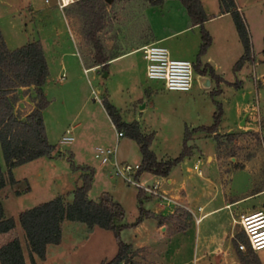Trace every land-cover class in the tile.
Masks as SVG:
<instances>
[{
  "label": "rangeland",
  "instance_id": "rangeland-1",
  "mask_svg": "<svg viewBox=\"0 0 264 264\" xmlns=\"http://www.w3.org/2000/svg\"><path fill=\"white\" fill-rule=\"evenodd\" d=\"M241 1L244 3L245 0ZM247 2L251 6L246 11V16L264 8V4H253L258 0ZM98 6L101 8L99 16L102 28L96 36L104 54L123 53L129 47L137 45L139 40H147L150 28L152 30L153 27L157 28L160 32L166 31V27L151 15L157 13L159 16V5L151 6L147 0H99ZM183 14L185 16V13ZM164 18L166 21H174L173 25H177L175 18L180 17L170 14ZM90 21L91 18L80 1L59 10L55 7V0H0V31L5 47L13 50L40 39L47 66L43 95L48 105L43 110L42 119L46 140L53 146L52 152L48 156H40L13 167L12 181L8 178L0 152V168L5 178V185L0 188V202L3 216L12 217L15 222L14 227L7 231L6 235L19 237L26 260L27 244L17 221V213L55 196H59L64 203L69 202L71 191L80 184V171L74 168L75 164L87 163L97 169L87 191L88 198L96 199L100 192H107L123 208V222L131 223L138 215L139 203L136 196L138 187L123 182L114 174L113 167L108 163L102 164L106 170H99L98 160L93 157L91 151L93 146L113 147L114 144V130L102 115L101 103H98L97 99L101 102L105 98L114 108H120V116L125 119L127 115L132 119L135 115L133 110L137 112L138 106L145 100L147 105L150 102L156 105L158 110H147L142 115L140 131L153 135L149 149L159 160L165 161L178 156L182 150L184 131L189 132L190 136L185 141L186 147L189 148L188 154L172 166L173 183L166 186L164 181H161V187L184 205L182 197L186 190L180 183L188 184V192L192 194L193 211L196 204L201 203L207 195L201 191V183L197 182L201 179V174L197 171L203 170L204 174L214 173L217 179L213 182L212 188L209 186V192L210 189L219 191L221 203L224 196L233 199L240 195H249L250 190L264 187V78H261L264 76V62H260L264 60V53L255 55V61L259 66L253 70L254 74H250L249 67L243 71L242 88L237 92H233L232 87L229 88L225 83L231 81L230 79L224 77L225 81H217L216 77L210 75L208 67H202L197 68L196 72L205 69L211 79V87L208 90L199 87L200 78L196 77L197 74L192 69L190 91L171 93L160 89L161 82L145 78L141 52L133 53L109 66L108 77L101 76L104 70L101 65L97 66L95 72L86 69L87 65L94 63L93 50L85 39L90 30ZM184 39L185 35H178L163 41L160 45L167 47L171 58L187 60L194 64L196 60L189 52L192 51L191 42ZM214 44L213 53L216 56L223 46L222 40H217ZM229 46L231 49L234 48L231 43ZM223 71L229 78L228 70L223 68ZM253 76L257 77V81H253ZM13 96H15L13 113L22 121L33 109V89L17 88ZM126 109L127 111L123 112ZM237 109L242 110V113L235 117ZM218 110L220 114L216 129L222 132L215 130L214 136L205 132L192 133V130L199 127L211 126ZM243 115L244 121H241ZM256 116L259 118V127L252 120ZM245 121L248 123L247 129L244 128ZM74 125L77 127H73ZM66 129L70 130L73 141L70 144H58L57 140ZM226 130L232 131L227 133ZM207 155L215 156L217 165L211 163L212 158H207ZM138 157V148L134 140L123 137L117 141V161L136 163ZM229 158L239 161L237 163L252 160L250 166L254 172H250L251 183L249 173L245 170L233 173L230 171L227 178L225 173L231 166ZM196 159H199L197 169L192 168ZM218 169L221 175L217 174ZM153 180L154 178L146 176L138 182L151 184ZM148 200L153 202L152 211L143 215L140 231H135L133 235L134 226H131L119 233L120 239L125 243L133 236L140 237L138 247L128 243L131 246L129 252L131 260L127 264H183L185 255L177 247L182 245L184 249L188 244V238L186 239L184 235L192 236L196 217L187 206L185 208L161 204L154 196H148L144 192L141 195L143 209L149 206ZM220 202L217 199L215 204ZM251 204L253 206L236 214L234 219H232L234 207L221 208L201 224L202 229H207L209 233H218L222 238L224 234H228L231 221L233 228L229 242L230 250L239 252L234 258L236 264H253L255 259L264 264V248L258 250L256 256L237 222L240 214L249 215L257 211L264 213V193L242 199L241 205ZM155 207L161 210H156V213ZM158 225L164 226L163 231L159 228L152 230V226ZM187 226L188 230L184 231ZM173 234L175 236L171 237ZM149 235L165 238L150 243ZM62 236L64 240L59 247L61 250L57 258L50 255L54 260L45 264H100L104 260H109L117 249L111 231L97 226L87 229L83 223L77 221L66 220ZM238 243L244 246L243 249L237 247Z\"/></svg>",
  "mask_w": 264,
  "mask_h": 264
},
{
  "label": "trees",
  "instance_id": "trees-1",
  "mask_svg": "<svg viewBox=\"0 0 264 264\" xmlns=\"http://www.w3.org/2000/svg\"><path fill=\"white\" fill-rule=\"evenodd\" d=\"M147 1L151 6L160 5L162 2V0ZM178 2L187 15L190 27H197L199 31V57L210 42L208 34L203 29V23L207 20V16L199 0H178ZM80 3L91 18L90 30L85 39L93 50L94 65L104 67L107 60L104 58L102 46L96 36L102 28L99 0H80ZM219 4L220 11L229 13L232 18L243 49L242 57L233 66V70L237 71L249 57L247 32L241 17L235 11L232 0H219ZM46 76L47 66L38 41H31L16 49L8 50L0 33V152L10 181L13 180L11 175L13 167L40 156H48L53 150V146L46 140L41 116V112L48 105L42 91ZM29 87H32L34 92V105L33 109L21 121L13 113V103L15 102L13 95L17 88ZM101 106L114 129L122 132L126 138L135 141L140 153L137 174L146 171L165 177L171 167L188 154L189 148L186 147L185 141L190 134L185 130L182 150L178 156L165 161L156 160L154 153L149 149L151 135L142 134L136 122H122L117 110L105 98L102 99ZM219 114L218 110L211 126L208 128L199 127L192 130V133H214ZM81 170L83 172L79 175L80 184L71 191L69 202L64 203L59 196H55L18 212L17 221L27 244L29 264H35L34 256L39 259L44 258L47 244H57L60 241V224L64 220L81 222L87 229L97 226L111 231L117 249L109 260H104L100 264H127L130 262L131 246L120 239L119 233L126 227L135 226L141 221L144 214H148L141 205L142 190L138 188L136 192L139 203L138 215L133 222L126 223L123 222V208L107 192H100L96 199L88 198L87 191L91 184L92 170L88 166L81 167ZM4 185L5 178L0 168V188ZM13 227V218L3 216L0 202V233L7 232ZM0 264H25L20 242L16 236L0 244Z\"/></svg>",
  "mask_w": 264,
  "mask_h": 264
},
{
  "label": "crops",
  "instance_id": "crops-1",
  "mask_svg": "<svg viewBox=\"0 0 264 264\" xmlns=\"http://www.w3.org/2000/svg\"><path fill=\"white\" fill-rule=\"evenodd\" d=\"M202 6V9L205 13V15L207 16V20L203 23V29L206 31V33L208 34L209 38H210V42L208 47L206 48V50L204 51V53L198 57V51H199V46H200V35H199V31L197 29V27H190V23L189 20L187 18V15L184 11V9L182 8V6L180 5V3L178 2V0H164L160 5H159V16L158 14H154L151 13V15L153 16L154 19L159 20V23L163 24L166 28V31H162L160 32L159 30H157V28L153 27V30L150 28V32L148 30L149 33V38L146 39H142L138 41V44L135 46H131L128 49H126L123 53H118V54H114V55H107L103 53V48H102V53L104 55V58L107 60L105 62V66L103 67V72L101 73L102 77H108L110 75L108 69L109 66H111L113 63L119 62L122 59H126L128 56L132 55L133 53H139L140 54V48H142L143 46L146 45H150V44H156L159 46L160 43H162L163 41H166L170 38L173 37H177L178 35H185V41H190L191 42V46H192V51H189L190 54H192L193 58H195V63L192 64L193 66V70L194 72H196L197 68H206L208 67L211 71L210 75L212 77H216L215 79L217 81H225L223 78L225 77L226 79H230L231 81H225V83H227V85L229 86V88H231V90L233 92H237L238 90H241L242 88V73L244 70H246L248 67L250 68V74H254L253 70H255L259 65L257 64V62L255 61V55H259L264 53L263 50V37H264V8H262L260 11H256L255 13L252 14H247V16L245 15L246 11H248L249 9V3L247 2V0L244 1V3H242L241 0H232L234 6H235V11L239 14V16L241 17V20L245 26L246 32H247V37H248V42H249V57L246 61H244L241 65V67L239 68V70L234 71L233 70V66L234 64L242 57L243 55V50H242V46L240 44L238 35L236 33V30L234 28V25L232 23L231 17L229 15V13H222L220 11V4H219V0H199ZM253 4H264V0H258V2H254ZM68 7V6H67ZM65 9V8H64ZM166 13V14H165ZM185 13V16H183ZM176 15L177 17L180 18H175L177 19V25H173L172 20H167L166 21V16L169 15ZM178 20L180 22H178ZM63 22L64 19H63ZM53 30V29H52ZM1 33V31H0ZM2 36V34H1ZM3 39V38H2ZM217 40H222V48L220 49V52L217 53V55H214V48H215V44ZM4 41V40H3ZM39 44L41 45V47L43 46L39 40ZM5 43V42H4ZM230 43L232 44V46L234 45V48L231 49L230 48ZM238 43V44H236ZM228 46V48H227ZM164 47L167 51L169 56L171 55L170 51L167 49V47ZM43 49V47H42ZM141 57V54H140ZM142 59V58H141ZM143 61V60H142ZM144 62V61H143ZM260 62H264V60L260 61ZM97 66L98 65H87L85 68L90 70V71H96L97 70ZM102 67V65H101ZM223 68L227 69L228 72L230 73L229 78L226 77V73L225 71H223ZM85 69H83L84 71ZM144 76H145V63H144ZM105 72V76H103V73ZM196 77L198 76V78H200V88H204L203 90H208L211 87V79L208 77V75L205 72V69L203 71H199L198 73L196 72ZM220 75V77H219ZM263 75V74H261ZM223 76V77H221ZM47 78V76H46ZM45 78V81H46ZM261 78H264V76H261ZM253 81H257V77L253 76L252 77ZM45 84V82H44ZM235 84H237V86H235ZM44 86V85H43ZM162 88L163 91H166L162 84L160 83V89ZM191 89V87H190ZM42 91H43V87H42ZM190 91V90H189ZM187 91V92H189ZM153 91H151L152 93ZM168 92V91H166ZM184 92V93H187ZM151 93L149 96H151ZM173 93V92H171ZM175 93H180V92H175ZM187 97V96H186ZM145 100L144 102H142V104H140V102L138 104H140L138 106L137 112L134 109L133 112L135 111V115L132 117H128L125 119V117L123 118L120 113V108L116 109L119 117L121 119L122 122L124 123H131V122H136L138 124L139 130H141V125L142 124V115L146 113L147 110L150 111H155L158 110V107L156 105H154L152 102H150L148 105L146 104ZM102 115L106 118L107 122L109 123L110 127L114 130V132L116 131L114 129V127L112 126V124L110 123L108 117L106 116L102 106H100ZM128 109V108H127ZM127 109L123 112H126ZM122 112V111H121ZM43 111L41 112V116H42ZM242 113V110L238 109L235 112V117L239 114ZM138 116V117H137ZM241 121H244V115H243V119ZM240 121V122H241ZM42 122L43 119H42ZM247 122H244V128L247 129ZM73 127H77L76 125H74ZM145 130H147L144 127ZM238 129V127H237ZM217 132H222L221 130H217ZM232 130H226L225 132H231ZM141 132V131H140ZM142 133V132H141ZM143 134V133H142ZM216 133H212L211 135H215ZM144 135H151L153 136L151 133H146ZM192 136V135H191ZM125 137V136H123ZM122 137V138H123ZM195 137V136H193ZM113 138L115 140V135L113 134ZM153 138V137H152ZM118 141V140H117ZM96 146H100V145H96ZM92 147V153H93V149L94 147ZM152 151V150H151ZM153 152V151H152ZM154 153V152H153ZM138 160L137 163H139L140 161V153L138 151ZM155 155V153H154ZM213 155V154H212ZM212 155H207V158H212V162L215 163V165H217L216 163V158L215 156ZM156 160L159 161V159H157V157L155 156ZM231 161L229 166L228 171L225 173L227 175V178L229 177V173L230 171L233 173L237 170L239 171H246L249 173V182L251 183L252 180V176H250V172H254V169L251 168V159H248L246 161H243L241 163H237L239 161H234V158H229ZM199 159H196V165H198ZM195 164V163H194ZM193 164V165H194ZM81 166H88L91 170H92V179H91V184L93 182V178L94 175L97 173V169H95V167L90 166L87 163H78L74 165V168H76L77 170L80 171V174L83 172L81 170ZM98 168L101 171H104L105 166L102 164H100L98 162ZM193 168V167H192ZM173 167H171V169L169 170L168 174L165 177L162 176H158V175H154L150 172H146L143 171L139 174L136 175V179L139 181V179H143L150 176V178H155L158 179L160 182L164 181V183L166 184V186H169L173 183V179H172V172H173ZM106 170V169H105ZM189 170V169H188ZM202 172V173H201ZM201 172H199L201 174V179L198 180V183H201V191L204 192V194H207L206 197L203 199V201H201V203L196 204V208L193 211L192 207H191V201H192V194H189L188 189H189V185L188 184H183L180 183V186H182V188H184L185 191V195L182 197L183 201L186 203H184L185 206H187L188 209H190V211L192 212V215L194 217H196V221L193 223L194 225V231L192 233V236L189 237L188 235L186 236V234L184 235L185 238H188V244L186 245V247L181 245L180 247L178 246L177 248L181 250V253H183L185 255L184 261L182 262L183 264H236L237 262L234 260L235 256L239 255V252L237 251H233L232 249L230 250V242L231 241V230L233 228V226L231 227V221H230V226H229V231L228 234H224L223 237L221 238V236L218 233L215 232H207L206 230H204V228H201V224L204 222V220L206 218H209L210 216H213L216 212H218L221 208L223 209H231L232 207L235 208V210L232 212V219H234V217H236V214L242 212L243 210L248 209L249 207L253 206V204L249 205H241L242 199L243 198H247L248 196H253L256 195L258 196V194L260 193H264V187L263 188H259L256 190H250V194L249 195H240L237 198H227L224 196L222 203L220 202V198H219V191H216L215 189H210L209 192V186H214L213 182L216 181V177H214V173L210 172L211 174H209L208 172L206 174L203 173V170H201ZM109 173V170H108ZM79 174V175H80ZM218 175L220 174V171L218 169ZM206 175V176H205ZM221 175V174H220ZM204 176V177H203ZM145 180V179H144ZM153 180V181H154ZM152 181V182H153ZM141 183V182H140ZM90 184V187H91ZM198 185V184H197ZM208 186V187H206ZM199 191V190H198ZM149 196V195H148ZM220 202V204H215L216 201ZM148 207L146 209H144L147 212H151V205L153 202H151V200H148ZM193 204V203H192ZM155 205V204H154ZM156 210H161L159 209V207H155V212L157 213ZM198 210V212L196 211ZM154 212V211H153ZM18 214V213H17ZM161 214V213H160ZM14 220V219H13ZM209 221V220H208ZM66 220L62 221L60 224V228H61V236H60V241L57 244H47L45 247V253H44V258L43 259H39L36 256H34V261L35 264H42L45 262H52L53 257L57 258L58 252H60V246L63 243V236H62V229H63V224H65ZM143 219L136 224L133 228H132V234H135V231H140V226L142 225ZM235 223V222H234ZM15 224V222H14ZM233 224V223H232ZM161 227H164L162 225H158L156 226H152V230H156V228L159 230H161ZM189 228V226H187L184 231H187ZM123 230V229H122ZM121 230V231H122ZM120 231V232H121ZM163 231V230H161ZM183 231V232H184ZM154 232V231H152ZM152 232H149L150 234H152ZM182 232V233H183ZM7 232L4 233H0V237H2L4 235V237L1 238V242L0 244L4 243L5 241H7L8 239H10L13 236L16 235H6ZM154 234V233H153ZM162 235V234H161ZM175 236L174 234L171 235ZM17 237V236H16ZM149 242L150 243H154V242H158V240L165 238L163 236H150L149 235ZM168 237V236H167ZM181 237V236H180ZM183 237V236H182ZM19 242L20 239L19 237H17ZM4 241V242H3ZM138 242H140V237H131L130 240H127V243L132 244V246L134 247H138L139 245ZM21 250H23V248L21 247ZM51 250V251H50ZM186 250V251H185ZM261 250V249H260ZM50 251V252H49ZM257 251H254L253 253L257 255L256 253ZM23 253V251H22ZM24 255V253H23ZM50 255H53L50 256ZM242 255V254H240ZM25 259V264H29L28 263V258L26 260ZM240 262V261H239ZM253 264H263V262L258 261L255 259V262Z\"/></svg>",
  "mask_w": 264,
  "mask_h": 264
},
{
  "label": "built area",
  "instance_id": "built-area-1",
  "mask_svg": "<svg viewBox=\"0 0 264 264\" xmlns=\"http://www.w3.org/2000/svg\"><path fill=\"white\" fill-rule=\"evenodd\" d=\"M80 0H55V7L63 10L70 4ZM141 58L145 63V78L149 81L161 82L163 88L170 92H187L190 90L192 82V64L183 59H173L169 56L168 51L159 45L150 44L143 46L140 49ZM86 70H84L85 72ZM98 103H101L97 99ZM252 120L259 127V118L256 116ZM115 140L113 147L96 146L93 149V157L100 164L108 163L113 167L114 174L121 178L125 183L137 186L142 192L149 196H154L161 204L168 206H186L177 202V200L166 193L161 187L162 182L155 179L151 184H142L136 179L139 163H129L117 161L116 159V144L117 140L123 137L122 132L115 131ZM73 141L71 132L66 129L57 140L58 144H70ZM193 168L197 169L196 163ZM199 173V171H197ZM241 226L249 247L258 251L264 248V213L257 211L247 214H240L237 221ZM237 247L243 249V245L238 243Z\"/></svg>",
  "mask_w": 264,
  "mask_h": 264
},
{
  "label": "water",
  "instance_id": "water-1",
  "mask_svg": "<svg viewBox=\"0 0 264 264\" xmlns=\"http://www.w3.org/2000/svg\"><path fill=\"white\" fill-rule=\"evenodd\" d=\"M106 74H105V72L103 73V76H105ZM164 229V227H161V230H163Z\"/></svg>",
  "mask_w": 264,
  "mask_h": 264
}]
</instances>
